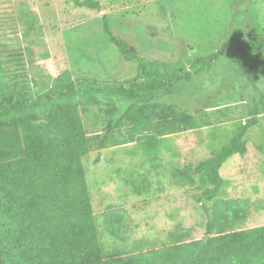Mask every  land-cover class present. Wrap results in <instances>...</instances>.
I'll return each instance as SVG.
<instances>
[{"label":"rangeland","instance_id":"1","mask_svg":"<svg viewBox=\"0 0 264 264\" xmlns=\"http://www.w3.org/2000/svg\"><path fill=\"white\" fill-rule=\"evenodd\" d=\"M94 1L100 10L78 7L74 0H0V86L32 92L66 71L72 79H134L139 66L105 33L106 16L114 36L140 56L165 63L167 71L186 66L191 73L190 81L151 102L146 116L178 113L198 124L159 136L160 147L145 152L129 142V127L122 123L101 147L110 121L129 103L111 89L77 98L90 142L82 162L105 250L149 249L179 236L193 241L224 229L234 234L263 226L264 49L248 46L240 54L231 41L240 32L264 36V0ZM221 50L209 69L194 68L198 57ZM256 111L259 124L246 137V153L223 165L221 191L206 199L197 177L190 182L177 171L213 157ZM19 136L16 131L0 147L12 154Z\"/></svg>","mask_w":264,"mask_h":264},{"label":"trees","instance_id":"2","mask_svg":"<svg viewBox=\"0 0 264 264\" xmlns=\"http://www.w3.org/2000/svg\"><path fill=\"white\" fill-rule=\"evenodd\" d=\"M74 3L91 10L101 8L94 0ZM104 26L122 56L138 64L134 79L125 83L72 79L66 71L57 78L47 77L32 92L25 88L10 91L1 83L0 141H12L18 131L20 147L10 150L12 154L0 147V264H264V225L234 234L223 228L216 236L193 241L179 236L172 243L149 249L105 250L82 162L90 152V142L77 98L111 89L129 103L117 121H110L101 147L122 123L129 127V142L145 152L160 147L159 136L195 129L198 124L178 113L146 116L151 102L170 93L179 82L190 81L191 73L186 66L167 71L165 63L140 56L114 36L106 16ZM231 43L240 54L248 46L261 51L264 36L240 32ZM223 53L198 57L193 66L209 69ZM258 124L256 111L240 122L230 141L213 157L177 174L190 182L197 177L207 191L206 199L213 200L224 184L223 165L246 153V137ZM259 150L264 153L263 147Z\"/></svg>","mask_w":264,"mask_h":264}]
</instances>
